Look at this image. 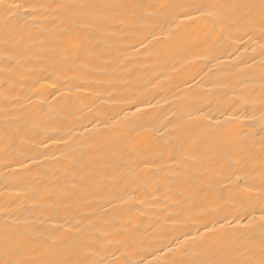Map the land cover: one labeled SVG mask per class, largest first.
Here are the masks:
<instances>
[{"label":"bare ground","instance_id":"1","mask_svg":"<svg viewBox=\"0 0 264 264\" xmlns=\"http://www.w3.org/2000/svg\"><path fill=\"white\" fill-rule=\"evenodd\" d=\"M261 260V0H0V264Z\"/></svg>","mask_w":264,"mask_h":264},{"label":"snow or ice","instance_id":"2","mask_svg":"<svg viewBox=\"0 0 264 264\" xmlns=\"http://www.w3.org/2000/svg\"><path fill=\"white\" fill-rule=\"evenodd\" d=\"M261 10L264 13V0H261ZM206 264H233L231 261H210L206 262ZM260 264H264V260H261Z\"/></svg>","mask_w":264,"mask_h":264}]
</instances>
